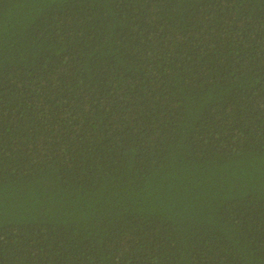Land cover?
<instances>
[{
	"label": "trees",
	"instance_id": "trees-1",
	"mask_svg": "<svg viewBox=\"0 0 264 264\" xmlns=\"http://www.w3.org/2000/svg\"><path fill=\"white\" fill-rule=\"evenodd\" d=\"M0 264H264V0H0Z\"/></svg>",
	"mask_w": 264,
	"mask_h": 264
}]
</instances>
